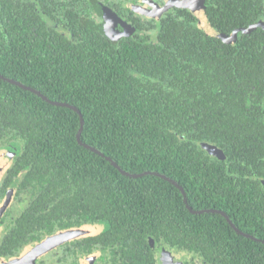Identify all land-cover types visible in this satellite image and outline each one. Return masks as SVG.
Segmentation results:
<instances>
[{
  "label": "trees",
  "instance_id": "trees-1",
  "mask_svg": "<svg viewBox=\"0 0 264 264\" xmlns=\"http://www.w3.org/2000/svg\"><path fill=\"white\" fill-rule=\"evenodd\" d=\"M203 4L226 35L264 20V0ZM56 21L48 5L0 0V150L15 151L0 189L24 202L7 241L101 221L106 229L68 243L62 260L159 264L163 246L205 264H264V28L226 43L181 7L156 24L138 19L119 40L75 27L64 35ZM13 81L75 106L79 138L98 152L78 143L77 111ZM107 157L175 180L187 204L171 182L125 175ZM187 206L220 210L254 239L219 212Z\"/></svg>",
  "mask_w": 264,
  "mask_h": 264
},
{
  "label": "flooded vegetation",
  "instance_id": "flooded-vegetation-1",
  "mask_svg": "<svg viewBox=\"0 0 264 264\" xmlns=\"http://www.w3.org/2000/svg\"><path fill=\"white\" fill-rule=\"evenodd\" d=\"M33 2L37 7L45 5L47 9V5L49 6L50 13L56 15L57 19L62 21H56L55 27L64 35L69 34L70 29L73 30L75 27L83 33L88 30L98 31L113 40H119L125 37L127 33L130 35L135 30L133 25H139L138 19H140L142 25L145 23L148 25L156 24L174 7H180L171 4L166 9H163L172 0H33ZM181 8L187 9L186 7ZM64 20L69 25L68 29L63 26ZM105 27H110L108 34L100 29H107ZM11 150L14 155V149ZM3 176L2 174L0 177V187ZM15 195L14 188H8L5 192L0 189V264H72V259L70 258L67 261L62 260V254L63 251L70 252L68 243L71 241L90 236L85 230L81 229V226L85 223L69 229L58 230L53 234L40 235V239L21 245L17 244L15 248L11 244L12 242H8L7 239L15 227V222L24 211L23 200ZM67 230L77 232L76 236H70V238L54 244L41 254L34 253V248L47 238ZM23 239L24 234L20 233L18 235V243L22 242ZM150 245L153 248L155 247L154 243H150ZM157 250L159 264L162 262L163 253L168 251L174 255V260L177 264H205L201 259L192 258L191 255L183 251H175L163 246L157 248ZM93 258L89 254H82L79 264H92Z\"/></svg>",
  "mask_w": 264,
  "mask_h": 264
},
{
  "label": "water",
  "instance_id": "water-1",
  "mask_svg": "<svg viewBox=\"0 0 264 264\" xmlns=\"http://www.w3.org/2000/svg\"><path fill=\"white\" fill-rule=\"evenodd\" d=\"M175 5V6H180V7H186L188 8L192 13L195 14V16L198 18L200 24L202 25L203 29L205 30V32L209 35H212V36H216V37H219L222 41L226 42V43H233L236 41L237 39V36L240 32H243V33H249L251 31H253L254 29H256L257 27H262L264 28V20H259L255 23H252L251 25H249L248 27H241V28H237L235 30H233V32L230 34V35H226V34H223V33H220L216 30H214L212 28V26L210 25V23L208 22L206 16H205V12H204V4H203V0H172V2L170 3H167L163 9H166L167 7H169L170 5ZM104 27V26H103ZM107 29H102L100 28L101 30H103V32L105 33H109L108 32V29L110 27H105ZM1 78H4L2 75H0ZM16 85H18L19 87H22L26 90H29L31 92H34L35 94L41 96L43 99L47 100L46 96H44L39 90L37 89H34L32 87H29V86H26V85H23L22 83L20 82H16V81H13ZM49 101L50 103L52 104H55V105H61V106H66L68 108H71L75 111H77V113L79 114V122H80V126H79V129L76 133V138H77V141L80 145L86 147V148H89L90 150L94 151V152H98V150L86 143H83L79 136H80V132H81V128H82V123H83V118H82V115L80 113V111L73 105L69 104V103H65V102H58V101H53V100H47ZM201 146L207 150V152L211 155H214L218 158H223L224 157V154L222 152V150L220 148H218L216 145L214 144H210V143H202ZM107 159H109L111 161V163L117 167L123 174L125 175H129V176H132V177H137V176H141L143 174H147V173H151V174H154V175H157V176H160L162 177L163 179L171 182L172 184H174L182 193L183 195V201L187 204V199H186V196H185V192L183 190V188L173 179H170L169 177L165 176V175H162L158 172H155V171H144L142 173H138V174H134V173H129V172H126L124 170H121L117 164L111 160L110 158L107 157ZM0 175H1V168H0ZM1 177V176H0ZM189 211L192 212V213H203V212H207V211H211V212H219L221 213L225 218L226 220L230 223L231 227L239 234L241 235H244L246 237H250V238H253V236H251L250 234L248 233H245L243 231H241L240 229H238L228 218V216L220 211V210H217V209H199V210H194L192 208H190L189 206H187ZM77 232L73 231V230H67L63 233H60V234H57V235H54V236H50L49 238H47L43 243H40L39 245H37L35 248H34V253L35 254H41L42 252H44L45 250L49 249L51 246H53L54 244H57V243H60L62 241H64L65 239H68L71 237H73L74 235L76 236ZM257 241H260V242H263L264 243V240H261V239H256ZM150 243L152 244L153 241L150 240ZM161 264H177L176 261L174 260V255H172V253L170 251L168 252H164L163 255H162V258H161Z\"/></svg>",
  "mask_w": 264,
  "mask_h": 264
},
{
  "label": "rangeland",
  "instance_id": "rangeland-1",
  "mask_svg": "<svg viewBox=\"0 0 264 264\" xmlns=\"http://www.w3.org/2000/svg\"><path fill=\"white\" fill-rule=\"evenodd\" d=\"M11 148H2L0 150V168H1V175L5 173L6 169L10 167L13 162V154L11 152ZM0 175V176H1ZM107 227L106 222H90L85 223L81 226V229L85 230L88 235H94L97 233L102 232ZM184 256V255H183Z\"/></svg>",
  "mask_w": 264,
  "mask_h": 264
}]
</instances>
